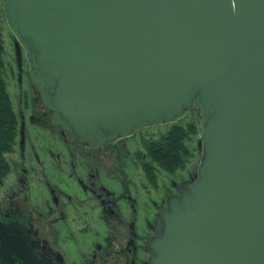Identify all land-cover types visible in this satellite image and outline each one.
<instances>
[{
  "label": "water",
  "instance_id": "95a60500",
  "mask_svg": "<svg viewBox=\"0 0 264 264\" xmlns=\"http://www.w3.org/2000/svg\"><path fill=\"white\" fill-rule=\"evenodd\" d=\"M16 63L91 150L196 115V179L148 264H264V0H2ZM0 264H42L0 238Z\"/></svg>",
  "mask_w": 264,
  "mask_h": 264
},
{
  "label": "flooded vegetation",
  "instance_id": "af4514ba",
  "mask_svg": "<svg viewBox=\"0 0 264 264\" xmlns=\"http://www.w3.org/2000/svg\"><path fill=\"white\" fill-rule=\"evenodd\" d=\"M17 70L20 111L15 148L20 161L13 158L10 162L9 175H13V181L2 196L0 238L24 243L42 264H148V243L157 234L160 209H167L170 199L179 197L181 190L196 179L197 172L194 175L166 172L168 182L164 181L160 188L159 179L152 184L143 169L144 164H150L158 176L157 164L146 159L145 143L149 140H142L144 151L135 155L129 150V138L99 150L78 144L53 120L30 79L25 93L23 67L19 71L17 65ZM32 126L50 137L48 147L42 151L50 168L64 175L61 182L58 177L46 174L47 166L35 147L38 136L34 141L29 134ZM53 142L61 151L55 152L56 146L50 147ZM14 152L15 149L9 155ZM29 153L38 172L34 179L26 159ZM130 157L141 169L136 180L127 175L126 162ZM36 177H41L40 186L45 192L33 202L30 193ZM66 179L77 184L81 197L69 184H62ZM81 230L105 233L99 240H94L97 237L94 236L88 249L72 258L69 246L76 244L75 233ZM81 252L89 255L76 263Z\"/></svg>",
  "mask_w": 264,
  "mask_h": 264
},
{
  "label": "rangeland",
  "instance_id": "374dc122",
  "mask_svg": "<svg viewBox=\"0 0 264 264\" xmlns=\"http://www.w3.org/2000/svg\"><path fill=\"white\" fill-rule=\"evenodd\" d=\"M0 24H1V27L3 30V37H4V43H5V54H4V60H5V65H6L5 80L7 83V89H8L9 95H10L11 100L13 102L14 110H15L16 114L18 115L19 111H20V105L18 102V100H20V96H19V89H18V82H17L18 70H17V65H16L15 44H14V37H13L11 31L9 30L7 23H6V20L4 18L2 0H0ZM22 63H23L22 67L24 70L23 88H24L25 93L26 92L28 93V89L30 87V81H29V78L27 76L28 63L25 59L24 54H23ZM190 122H197L198 123L197 116L188 114L178 124L186 125ZM198 125H199V123H198ZM171 127H172V125L156 126V127L137 131V133L134 136L130 137L127 140L130 152H132L133 155H135V153L137 151H144V148L141 144L142 140L158 139L162 134H165L168 130H170ZM200 129H201V127H200ZM29 134L31 135V137H33L34 141H36L37 136H38V141L35 142L36 143L35 147L37 148L38 152L40 153L41 159H43L44 164L47 166V168H46L47 173L46 174L49 177H51V176L58 177L59 181L61 182V179H62L61 177L64 175L61 174L60 172H56V171L52 170V168H50L51 166L46 162L47 158L44 157L45 153L43 151H45L46 148L48 147L47 145L51 141L50 137L45 136L46 134L35 126H32L29 128ZM200 139H201V130L199 131V133L197 135L193 136L191 138V140L186 143V145L188 146V148L190 149V151L192 153V158H190V160L187 162L185 168L177 171V174L184 173V172L187 174L191 173L192 175L196 174L197 168L199 165L198 142L200 141ZM53 143H55V142H53ZM16 144H17V140H16ZM51 146L52 147L56 146V149L54 150L55 152L61 151L60 148H57L58 145L56 143L54 145H50V147ZM16 153H17V148H15L14 154L7 155V159L9 162H12L13 158L20 161V159ZM26 159H27V163L29 164V166L33 170V176H34L33 179H34L36 174L38 173L37 168L35 167V164H34V157L29 153L26 155ZM127 160H129L128 162H126L127 175L130 177H133V179H135V177H140L141 176V169L138 166V163L133 159V157L131 159L127 158ZM36 179L37 180H35L32 184V190L30 193L31 197L33 198L32 199L33 202H35L36 200L39 199L41 193L43 194L45 192L42 189V187L40 186L41 177L40 178L36 177ZM158 179H159V185L161 188L164 181H165V183L168 182V176H167L166 172L159 169ZM141 180L144 183V180H145L144 175H142ZM12 181H13V175L11 174L6 178L4 186L2 187V190L0 192V205H2V199H3L2 196L7 193V191L9 190V188L12 184ZM62 184L64 186H67V184H69L73 188V191L75 193H78V196L81 197L80 190L74 181L66 179V181H63ZM144 187H145V184H144ZM147 188L151 189L150 187H147ZM93 230H96V229H93ZM58 233L61 235V232H58ZM103 233H105V232L101 231V233H99V232H91V231H83V230L76 232L75 235H76V238L77 237L78 238L75 242H76V244L78 243L80 245H76L75 243L70 244L69 248H70V252L72 254V258H74L76 255H78L80 251H86L88 249L87 246H89L91 241H92V238L94 236H97L96 239H94V240H99L101 238V236L104 235ZM82 253L83 252L80 253L81 257L77 258L78 262H76L74 259H73V261H75L76 263H79L80 261L84 260V258L87 255H89L88 253H86V254H82ZM80 258H82V259H80Z\"/></svg>",
  "mask_w": 264,
  "mask_h": 264
},
{
  "label": "trees",
  "instance_id": "16d2710c",
  "mask_svg": "<svg viewBox=\"0 0 264 264\" xmlns=\"http://www.w3.org/2000/svg\"><path fill=\"white\" fill-rule=\"evenodd\" d=\"M4 54L5 43L0 24V192L12 170L7 155L15 149L19 130L18 116L14 110L5 80ZM200 130L197 122H190L186 125H172L170 130L158 139L149 140L145 143L146 159L157 164L159 169L164 172L176 173L178 170L185 168L187 162L192 158V153L186 143L197 135ZM143 169L148 180L155 184L158 176L150 167V164H144Z\"/></svg>",
  "mask_w": 264,
  "mask_h": 264
}]
</instances>
